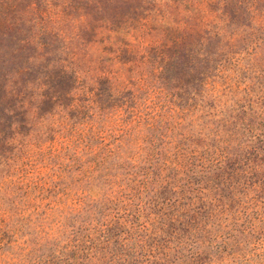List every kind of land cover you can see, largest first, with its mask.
<instances>
[{
  "label": "trees",
  "instance_id": "1",
  "mask_svg": "<svg viewBox=\"0 0 264 264\" xmlns=\"http://www.w3.org/2000/svg\"><path fill=\"white\" fill-rule=\"evenodd\" d=\"M21 1L0 0L2 23ZM27 10L17 20L21 28L4 34L7 40L0 45L3 55L8 51L21 59L20 65L9 62L12 76L31 75L26 91L38 82L41 91L55 90L61 78L58 91L71 100L68 109L77 110L78 103H91V109L106 97L114 101L126 94V72L148 66L151 83L164 82L153 94L167 95L174 118L158 138L140 139V145L151 142L146 157L140 150L126 153L131 164L120 167L124 184L118 179V196L107 194L101 202V221L92 211L91 221L87 215L81 231L90 228L88 235L76 231L64 249L44 256L39 246L38 255L31 254L33 264H174L173 254L180 264H199L205 246L226 247L239 233L259 240L264 232V0H34ZM93 48L98 74L87 79L86 100H80L75 92L92 73L83 61L95 57ZM127 55L132 59L123 62ZM107 56L117 71L102 69ZM137 96L125 103H135ZM19 104L21 109L32 105ZM42 104L32 109L33 124L45 116ZM160 144L164 150L157 151ZM109 149L93 162L91 174L109 172L108 163L120 154ZM121 156L117 159L127 158ZM109 182L105 178L103 185ZM251 214L259 219L256 226Z\"/></svg>",
  "mask_w": 264,
  "mask_h": 264
},
{
  "label": "rangeland",
  "instance_id": "2",
  "mask_svg": "<svg viewBox=\"0 0 264 264\" xmlns=\"http://www.w3.org/2000/svg\"><path fill=\"white\" fill-rule=\"evenodd\" d=\"M33 1H21L16 13L7 18L9 21L5 24L1 22L4 17L0 16V45L7 40L4 34L21 28V25L16 26L17 20L22 15L26 17L27 7ZM213 9L219 11L220 8L213 5ZM230 9L233 7L230 6ZM180 18L185 19L183 14ZM242 22L249 23L247 19ZM196 31H192L195 36ZM159 35L157 33L156 37ZM243 46L244 42H240V47ZM95 48L91 52L95 57L83 61L85 71L92 73L85 78L83 85L78 86L80 89L77 87L75 93L83 96L79 97L80 100H86L83 91L87 82L98 74L95 68L98 53ZM3 52L4 49L0 48V154L3 156L0 160V264H33L31 254L44 256L56 248L64 249L76 231L88 235L90 228L81 231L86 227L87 215L92 211L101 221V202L106 201L107 194L118 196L119 187L115 184L118 179L120 185L124 184L122 179L125 177L121 175L124 173L120 167L123 163L131 164L126 155L140 150L141 157H146L151 152V142L144 141L140 145V139L151 136L158 138L167 131V127H172L174 118L170 119L169 116L167 95L156 97L153 94L155 88L164 87V82L151 83L153 80L148 66L140 65L132 69L134 72H126L129 91L117 96L115 103L106 97L98 107L90 109L88 106L91 103H78L80 108L70 110L68 106L72 104L71 100L61 97L58 91L61 78L56 80L58 87L55 90L41 91L39 85L42 82H38L26 91L24 83L30 81L31 75L20 73L12 76L10 71L14 64L9 62L14 60L15 65H20L21 59L17 58V53L10 55L7 51L3 55ZM131 59L127 55L123 57V62ZM102 67L107 72L117 71L108 56ZM139 75L144 78L141 91ZM112 85L117 87V81ZM22 92V97L14 95ZM136 93L135 103H125V99ZM42 94H48L52 100L41 97ZM23 101L32 105L21 109L19 103ZM38 103H44L42 113L45 116L39 115L37 124H33L32 109ZM99 107H102L101 111ZM133 108L137 110L134 112ZM135 116H140V119L133 122ZM148 125H154L156 130L147 129ZM97 134L105 137V142L96 139ZM136 143L141 146L140 149ZM157 147V151L164 150V144ZM109 148L120 150V154L108 163L109 172L102 169L103 172L100 171L98 175L91 174L89 168L93 162L102 159ZM93 149L96 150L95 154L91 153ZM121 155L127 158L118 160L117 156ZM105 178L111 181L107 185H103ZM138 202L135 197L134 204ZM119 204L125 206L124 202ZM118 205L114 207L115 211H118ZM79 208L81 211L77 212L75 209L79 211ZM131 211L134 213L137 210L132 208ZM261 211L264 213V208ZM251 216L255 218L251 223L255 226L259 224L257 216ZM88 219L91 221L92 216L89 215ZM147 220L145 216L144 221ZM260 227L264 229V224ZM257 237L259 240L253 233H239L226 247L205 246L199 264H264V232ZM39 246L41 248L37 254ZM172 261L180 264L174 254Z\"/></svg>",
  "mask_w": 264,
  "mask_h": 264
}]
</instances>
